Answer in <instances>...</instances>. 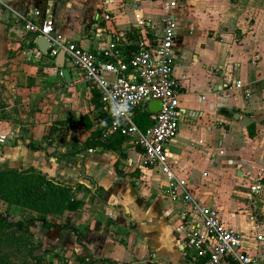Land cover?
<instances>
[{
	"label": "crops",
	"instance_id": "1",
	"mask_svg": "<svg viewBox=\"0 0 264 264\" xmlns=\"http://www.w3.org/2000/svg\"><path fill=\"white\" fill-rule=\"evenodd\" d=\"M0 1V133L7 140L0 143V167L32 166L53 181L74 185L82 200L78 210L47 216L52 223L84 227L80 238L36 220L30 230L41 247L57 249L66 264H82L77 257L86 254L118 264H189L178 230L182 206L164 194L160 174L141 167L140 153L129 140L116 150L86 148L80 158L65 159L52 144L48 155L19 139L39 143L54 120L74 117L70 130L80 134L82 145L102 126L90 100L75 123L78 95L88 89L90 98L91 87L76 81L81 75L73 68H68L66 83L54 60L30 47L36 37L26 31L27 20H51L59 40L98 50L105 39L154 31L168 0ZM175 1L170 8L176 21L172 56L181 114L168 144L169 158L194 198L242 233L247 250L264 264V243L255 241L257 233L264 235V196L250 188L264 176V0ZM108 11L110 17L104 19ZM234 81L245 90L235 88ZM17 98L20 104H15ZM22 111L26 119L20 120ZM83 114L92 124L89 129L82 124ZM251 123L252 138L247 134ZM114 131L109 125L104 135ZM14 140L16 145H10ZM223 181L229 187L218 196L217 184ZM92 182L102 188L99 199L88 191Z\"/></svg>",
	"mask_w": 264,
	"mask_h": 264
},
{
	"label": "built area",
	"instance_id": "2",
	"mask_svg": "<svg viewBox=\"0 0 264 264\" xmlns=\"http://www.w3.org/2000/svg\"><path fill=\"white\" fill-rule=\"evenodd\" d=\"M174 6L176 1L168 0L154 31L105 39L98 50L59 40L53 34L51 20H27L25 29L49 41L44 54L48 58L54 60L64 50V64L75 69L97 91L103 112L111 118L110 129L118 130L136 146L142 168L161 175L164 194L182 206L178 230L182 233L181 249L189 264H263L258 255L247 250L242 233L225 225L216 209L194 198L188 183L176 174L169 158L168 144L178 132L181 114L180 87L173 74L176 21L170 8ZM109 17V11L103 15L104 19ZM233 86L245 90L239 81H234ZM244 95L247 97L249 92L245 91ZM151 100L160 101L157 112L148 111ZM141 109L152 120L146 129L134 121V113ZM5 141V135L0 133V143ZM250 188L254 193H264V182L257 181ZM255 241L264 243V235L257 233Z\"/></svg>",
	"mask_w": 264,
	"mask_h": 264
},
{
	"label": "trees",
	"instance_id": "3",
	"mask_svg": "<svg viewBox=\"0 0 264 264\" xmlns=\"http://www.w3.org/2000/svg\"><path fill=\"white\" fill-rule=\"evenodd\" d=\"M128 36L133 37L135 34H128ZM35 46V42L32 39L30 41V47L34 48ZM68 68L71 69L69 66ZM89 100L91 106L93 107L94 118L97 122H100L102 126L92 130L84 141H82V145L80 147H71L68 150L60 151L58 154L60 157H64L65 159H74L80 151L86 148L95 149L96 147H100L102 149L116 150L120 148L122 141L126 139V137L118 131L111 132L107 136L104 135L105 130L110 125L111 118L107 113L103 112L98 93L93 88H90ZM0 107L3 108L1 103ZM149 116L150 114L147 111L143 109L137 110L134 113V120L141 129H146L152 125V120ZM81 119L84 128H91L92 124L87 114H83ZM73 121H75L74 117L54 120L50 125L48 132L43 135L42 140L39 143L25 141L23 138L19 139L27 148L31 150H45L49 155L48 148L52 144L51 137L54 132L63 131L64 133H67V131L70 130ZM247 134L251 138L255 135L254 123L247 126ZM16 143L17 141L14 140L10 143V145L14 146ZM115 168L116 171L120 173L117 165H115ZM101 189L102 188L95 182H92V187L88 188V191L99 199ZM0 201L31 212V215L26 219L19 217L13 220L7 219L0 213V239L2 238L5 240L0 241V245L10 243L19 248H23L22 245H24L25 242H28L29 247L26 253L28 257L33 259L35 262H42L41 254L36 253L39 248V242L37 244L33 243L32 239L34 238V234L30 230L31 227L35 226L36 220H39L46 228L58 227L69 229L74 232L77 239H79L81 234L85 231L84 227L77 228L48 221V215H59L66 211L78 210L82 206V200L76 197L74 185L53 181L46 174L32 166L23 169L0 167ZM8 228H12L13 231L11 233H6L5 229ZM43 252L53 253L56 258L60 257L59 251L54 248H43ZM77 258L82 260V264H118L111 258H95L89 254H86L85 256H78ZM0 264L17 263L10 259L0 258ZM22 264L28 263L23 261ZM121 264L126 263L123 262Z\"/></svg>",
	"mask_w": 264,
	"mask_h": 264
},
{
	"label": "rangeland",
	"instance_id": "4",
	"mask_svg": "<svg viewBox=\"0 0 264 264\" xmlns=\"http://www.w3.org/2000/svg\"><path fill=\"white\" fill-rule=\"evenodd\" d=\"M198 38H200V37L198 36ZM46 58H47V56H46ZM38 63H40V61H38ZM33 66H36V64H34ZM35 69L37 70L36 75H38V69L39 68L37 67ZM40 70H44V68H41ZM36 75L34 74L33 78H35ZM47 78H49V74L47 75ZM79 80L81 81V83L84 82V80L82 79L81 76H79L76 81L78 82ZM86 86L88 87V84ZM86 91H88V89L83 90L82 91L83 93L79 91L80 93L78 95V101L76 103L78 105L77 109H76L77 113L74 115L72 114L73 116H75L77 118V120L75 122L77 124L80 123L78 117L82 114V112L84 110L86 111L88 104H89V94L87 95ZM17 101H18V98L16 99L15 104H20L21 101L20 102L19 101L17 102ZM22 101L24 102L25 100H22ZM27 113L31 114L30 111ZM25 115H26V113H23V111H22L21 114L19 115V117H20L19 119L20 120L26 119ZM71 131H73V130H71ZM74 132L75 133H71V134H70V130L67 131L66 134L63 131L54 132L53 136L51 137V142H52L51 148L53 147V149H57L58 151H61V150H68L71 147L75 148L77 146H80L81 144H80V141H78V140L82 139V138H80L81 136L78 132H76V130ZM2 148L3 147L1 146V149ZM2 152H3V150L1 151V157L4 156V158H5L6 152L5 153L4 152L2 153ZM1 162L2 161L0 160V163ZM0 165H2V164H0ZM258 181L264 182V176L259 178ZM255 182H253V184ZM230 183H231V181H230ZM232 186H233V184H232ZM228 187H229V185L226 181L219 182L217 184V189H219L217 195L218 196H224L225 193H222V191L224 189H227ZM219 192H221V193H219ZM263 196H264V193H263ZM0 213L9 220L17 219L19 217L22 219H26L27 217H29L31 215V212L26 210V209L15 207V206L6 204L5 202H2V201H0ZM60 222H61V219H60ZM12 231H13L12 228L5 229L6 233H11ZM3 232H4V230H3ZM0 241H5V240H3L1 238ZM26 241H27V239H26ZM32 241L34 244H37L40 240L38 238H36L35 234H34V238L32 239ZM22 246H23V248H19L16 245H13L10 243L1 244L0 245V258L10 259L12 261H15L17 264H22L23 261H25L28 264L29 263H31V264H66L67 263V262H65V259H63L61 257H58L55 260H52L53 253H48V252L44 253L43 247H41L40 242H39V248L37 249L36 253L41 254L42 262H40V263L35 262L33 259L29 258L27 253H26V251L29 247V243L25 242V244Z\"/></svg>",
	"mask_w": 264,
	"mask_h": 264
},
{
	"label": "water",
	"instance_id": "5",
	"mask_svg": "<svg viewBox=\"0 0 264 264\" xmlns=\"http://www.w3.org/2000/svg\"><path fill=\"white\" fill-rule=\"evenodd\" d=\"M35 44L38 47V50L41 54H45L49 47V41L43 37L38 36L35 39ZM54 64L61 68V74L66 83L70 82V73L68 67L64 66V50H60L58 54L56 55L54 59ZM147 108L149 112H157L160 108V101L159 100H151L147 104ZM228 114V112H227ZM7 141V140H6ZM77 158H80V156H77ZM82 171L84 170V167L81 166ZM84 172V171H83Z\"/></svg>",
	"mask_w": 264,
	"mask_h": 264
}]
</instances>
